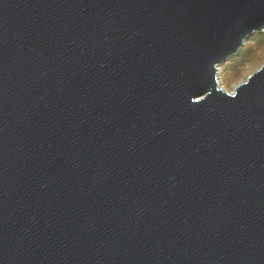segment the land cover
Returning <instances> with one entry per match:
<instances>
[{"label": "water", "instance_id": "obj_1", "mask_svg": "<svg viewBox=\"0 0 264 264\" xmlns=\"http://www.w3.org/2000/svg\"><path fill=\"white\" fill-rule=\"evenodd\" d=\"M264 0H0V264H264V63L218 67Z\"/></svg>", "mask_w": 264, "mask_h": 264}, {"label": "rangeland", "instance_id": "obj_2", "mask_svg": "<svg viewBox=\"0 0 264 264\" xmlns=\"http://www.w3.org/2000/svg\"><path fill=\"white\" fill-rule=\"evenodd\" d=\"M264 63V31L255 32L241 47L240 52L218 67L220 85L229 92L246 81Z\"/></svg>", "mask_w": 264, "mask_h": 264}, {"label": "bare ground", "instance_id": "obj_3", "mask_svg": "<svg viewBox=\"0 0 264 264\" xmlns=\"http://www.w3.org/2000/svg\"><path fill=\"white\" fill-rule=\"evenodd\" d=\"M218 73H220V72H218ZM219 79V78H218ZM223 87V86H222Z\"/></svg>", "mask_w": 264, "mask_h": 264}]
</instances>
